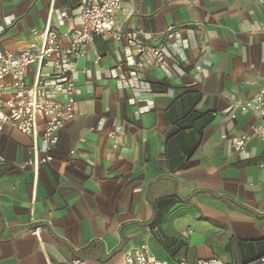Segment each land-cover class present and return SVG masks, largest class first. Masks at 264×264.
Segmentation results:
<instances>
[{
    "label": "crops",
    "instance_id": "0c3cea01",
    "mask_svg": "<svg viewBox=\"0 0 264 264\" xmlns=\"http://www.w3.org/2000/svg\"><path fill=\"white\" fill-rule=\"evenodd\" d=\"M80 5L0 0V51L37 46L45 27L79 29ZM117 23L179 38L129 88L110 71L132 50L97 36L75 66V117L50 150L3 127L0 264H119L142 245L169 264H253L264 254V139L234 150L259 121L235 104L264 87V0H121Z\"/></svg>",
    "mask_w": 264,
    "mask_h": 264
},
{
    "label": "built area",
    "instance_id": "2783aa9c",
    "mask_svg": "<svg viewBox=\"0 0 264 264\" xmlns=\"http://www.w3.org/2000/svg\"><path fill=\"white\" fill-rule=\"evenodd\" d=\"M80 9L79 29L57 33L45 27L37 46L0 51V131L4 126H9L34 141L41 136L46 148L50 150L59 141L60 131L75 117V66L97 36H109L114 42L132 50L125 64H117L110 71L119 87L129 88L141 87L145 71L155 67L163 68L168 58L165 42L169 45L179 38V32L174 27H168L161 34L142 29L124 30L117 23L121 0H81ZM99 60L100 57H96L94 62L98 63ZM32 66L35 67L33 82L27 84L26 71ZM235 106L241 112L256 114L259 119L249 132L234 140V150L239 152L245 149L250 139H264V87L258 89L253 100L237 102ZM120 133V128L107 133L114 148L120 144ZM51 160V156H45L28 164L37 167ZM32 233L39 238L38 228ZM73 264L88 263L82 258H75ZM119 264L169 263L151 257L142 245L127 252ZM175 264L191 263L180 259ZM192 264L238 263H226L212 258ZM253 264H264V255Z\"/></svg>",
    "mask_w": 264,
    "mask_h": 264
},
{
    "label": "trees",
    "instance_id": "16d2710c",
    "mask_svg": "<svg viewBox=\"0 0 264 264\" xmlns=\"http://www.w3.org/2000/svg\"><path fill=\"white\" fill-rule=\"evenodd\" d=\"M264 255V254H263ZM260 258V257H259Z\"/></svg>",
    "mask_w": 264,
    "mask_h": 264
}]
</instances>
